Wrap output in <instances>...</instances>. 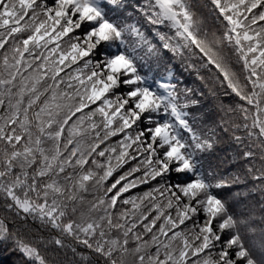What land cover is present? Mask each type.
Instances as JSON below:
<instances>
[{
	"label": "snow or ice",
	"instance_id": "6c2138e0",
	"mask_svg": "<svg viewBox=\"0 0 264 264\" xmlns=\"http://www.w3.org/2000/svg\"><path fill=\"white\" fill-rule=\"evenodd\" d=\"M0 249L264 264V0H0Z\"/></svg>",
	"mask_w": 264,
	"mask_h": 264
},
{
	"label": "trees",
	"instance_id": "16d2710c",
	"mask_svg": "<svg viewBox=\"0 0 264 264\" xmlns=\"http://www.w3.org/2000/svg\"><path fill=\"white\" fill-rule=\"evenodd\" d=\"M144 190L145 188L143 186L139 188V191H144ZM131 191L135 193L136 190H131ZM15 258H16L15 256H0V264H12V261Z\"/></svg>",
	"mask_w": 264,
	"mask_h": 264
}]
</instances>
